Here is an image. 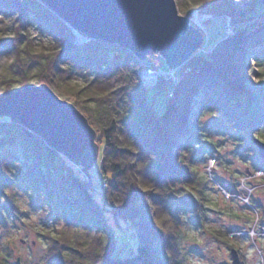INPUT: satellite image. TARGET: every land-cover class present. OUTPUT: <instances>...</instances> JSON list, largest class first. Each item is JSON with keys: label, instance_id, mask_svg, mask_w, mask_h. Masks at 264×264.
<instances>
[{"label": "trees", "instance_id": "obj_1", "mask_svg": "<svg viewBox=\"0 0 264 264\" xmlns=\"http://www.w3.org/2000/svg\"><path fill=\"white\" fill-rule=\"evenodd\" d=\"M175 1L184 16L195 8L228 17L230 34H221L207 50L204 27L199 29V50L173 77L159 76L149 88L156 94L172 81L158 114L137 75L146 68L167 70L160 68L157 52L140 59L114 43L91 38L79 43L41 0H0V11L12 13L2 30L13 28L11 38L0 36V45L14 51L10 66L16 74L4 80L10 83L1 81L0 92L11 90L12 81L16 86L31 80L48 85L86 116L98 145L103 179L94 190L90 178L78 176V167L41 137L0 117V150L13 145L19 150L0 153V224L5 225L3 214L20 218L17 197L7 192L12 188L61 220L65 229L60 233L38 230L48 242L43 257L48 264H181L179 212L197 200L188 203L180 192L191 195L199 189L198 164L216 147L226 124L236 129L248 119L256 132L264 133V115L259 120L264 96L254 115L255 99L246 86L251 76L264 78V0ZM31 25L38 30L37 43L29 36ZM76 75H86L81 85L73 82ZM251 150L257 153L254 142ZM11 162L23 169L14 172ZM251 167V173L262 171L264 180V169L254 160ZM10 244L9 239L0 243L7 254Z\"/></svg>", "mask_w": 264, "mask_h": 264}, {"label": "rangeland", "instance_id": "obj_2", "mask_svg": "<svg viewBox=\"0 0 264 264\" xmlns=\"http://www.w3.org/2000/svg\"><path fill=\"white\" fill-rule=\"evenodd\" d=\"M179 14L184 16L180 12ZM185 14L188 23L193 27L198 28L197 25L200 24L204 27L202 29L204 49L208 50L216 40H219L221 34H230L231 26L228 17L198 11L195 8H191ZM11 15L12 13L0 11V36L7 39L13 36V28L8 26L3 31L2 24H8ZM253 18H256V14ZM28 30L33 43L39 42L37 28L31 25ZM75 40L81 42L77 40L76 34ZM13 54L12 49L7 50L0 45V85H4V82L10 83L4 80L16 78L14 65L10 66ZM160 57L162 58L161 55ZM247 58L251 65L253 61L249 54ZM162 61L160 68L170 70L163 58ZM255 68L252 66L253 70ZM142 72L137 75L148 88L147 100L159 114L164 109L166 94L171 89L172 81H167V85L161 91L153 94V89L149 88L154 86L157 78L152 83L151 80H146L150 77L149 71ZM85 79L86 75H76L73 82L81 85ZM12 82V89L20 87L16 86L15 81ZM31 83H35L34 80H31ZM246 86L251 98L255 99L251 103V112L257 115L261 111L259 107L261 97L264 96V78L258 79L251 76ZM53 91L58 97L68 101L62 93ZM243 122V127L237 124V130L231 126V123L226 124L227 129L216 137V147L198 164L196 183L199 189L191 195L180 192L188 203L191 198L197 200L194 204L184 208L182 206L179 212L178 228L181 230V237L178 243L181 264H229L231 248L238 252L241 264H264V180L261 179L262 175L256 173V170L250 172V169H253L251 167L253 160L258 167L264 169V160L258 152L251 150L254 140L261 141L264 133L256 132L248 119ZM8 151L19 154L17 145L4 148L0 150V153L4 154ZM9 166L14 172H20L23 169L21 163L11 162ZM76 170V174L82 178H86L88 174L94 190L100 189L103 177L98 159L88 169L87 174L81 171V167ZM243 172L245 174H242ZM7 192L16 195L17 207L21 215L18 219L7 217L5 214L2 216L5 225L0 224V243L9 239L11 244L8 254L7 250L3 251V247L0 246L5 256L1 262L12 264L16 258H19L21 264H48L43 259L48 242L38 235V230L50 229L60 233L65 229V224L59 219L50 217L44 210L31 205L23 190L12 188ZM21 239L24 240L23 243Z\"/></svg>", "mask_w": 264, "mask_h": 264}, {"label": "water", "instance_id": "obj_3", "mask_svg": "<svg viewBox=\"0 0 264 264\" xmlns=\"http://www.w3.org/2000/svg\"><path fill=\"white\" fill-rule=\"evenodd\" d=\"M80 39L117 44L140 59L160 54L169 69L185 63L200 47V30L179 14L175 0H41ZM264 112H262L260 121ZM35 133L85 174L98 156L95 130L76 106L44 83L0 92V117ZM264 160V142L254 140ZM248 173V171H245ZM88 176V174H87ZM89 177V176H88ZM23 243L24 240L21 239ZM229 264H241L236 249ZM12 264H21L16 258Z\"/></svg>", "mask_w": 264, "mask_h": 264}, {"label": "built area", "instance_id": "obj_4", "mask_svg": "<svg viewBox=\"0 0 264 264\" xmlns=\"http://www.w3.org/2000/svg\"><path fill=\"white\" fill-rule=\"evenodd\" d=\"M198 28H202V24L200 25H197ZM229 30V29H228ZM174 70L175 69H170L168 71H163L161 69H151V68H146V69H143V70H139L137 71V73H143L142 71H149V78L147 77L146 80H151L152 83L155 82V79L159 76L163 77V78H170V77H173V73H174ZM152 83L150 85H152ZM144 84V83H143ZM153 86V85H152ZM151 86V87H152ZM149 87V85H148ZM257 174H260L262 175V171H256Z\"/></svg>", "mask_w": 264, "mask_h": 264}, {"label": "bare ground", "instance_id": "obj_5", "mask_svg": "<svg viewBox=\"0 0 264 264\" xmlns=\"http://www.w3.org/2000/svg\"><path fill=\"white\" fill-rule=\"evenodd\" d=\"M77 39H80V36H77Z\"/></svg>", "mask_w": 264, "mask_h": 264}]
</instances>
